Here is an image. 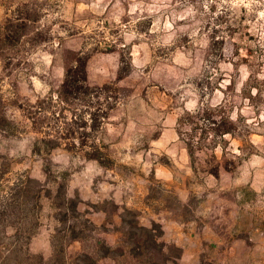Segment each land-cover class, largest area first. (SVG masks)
I'll return each instance as SVG.
<instances>
[{
	"label": "clouds",
	"instance_id": "clouds-1",
	"mask_svg": "<svg viewBox=\"0 0 264 264\" xmlns=\"http://www.w3.org/2000/svg\"><path fill=\"white\" fill-rule=\"evenodd\" d=\"M0 33V264H264V0H0Z\"/></svg>",
	"mask_w": 264,
	"mask_h": 264
},
{
	"label": "rangeland",
	"instance_id": "rangeland-1",
	"mask_svg": "<svg viewBox=\"0 0 264 264\" xmlns=\"http://www.w3.org/2000/svg\"><path fill=\"white\" fill-rule=\"evenodd\" d=\"M30 31V29H29ZM37 41H33V44L35 45ZM5 47H6V43H2L0 41V56H3L4 54V50H5ZM23 46L21 45V48ZM7 51L9 52H13L14 54H19V51L20 49L19 48H8ZM73 53L69 52V51H65L64 53V58H65V61L66 62H71V59L73 58ZM19 66V65H17ZM126 83H131V82H126ZM138 87V86H137ZM82 122L84 121H76L74 124L77 125V131L79 130V126L80 124H82ZM84 135L86 134H81V136L83 137ZM97 179H102V177H98ZM146 190V189H145ZM153 193L154 195L156 194V190L153 189ZM31 196L30 193H26L25 194V199H29ZM165 200H168L169 202V205L171 206V211H172V214L177 217V218H180L182 216L186 217L188 215V212L184 209H181L179 207L178 204H176L175 206H172L173 205V201L175 200V197L174 196H168V197H164ZM82 213H72V219H73V223L75 222L77 224V227H79L80 229H83L84 228V223H85V220L86 219H82ZM17 218L20 219L21 218V212L20 211H17ZM94 219L98 222V223H101V225H103L104 223V214L101 213L99 216H95ZM108 224L109 225H112V224H119L120 223V216L119 215H112L111 213V210L109 212V215H108ZM95 228V225L91 227V229ZM91 229H84L85 232H84V236L81 238L79 244L82 245V247L86 250H89V251H92L94 250L95 248V242L90 239V236H91ZM70 236V232H62L60 233V235L56 238V246L57 248L60 247V245L63 243V241L65 239H68ZM76 251V248L74 247V252Z\"/></svg>",
	"mask_w": 264,
	"mask_h": 264
},
{
	"label": "trees",
	"instance_id": "trees-1",
	"mask_svg": "<svg viewBox=\"0 0 264 264\" xmlns=\"http://www.w3.org/2000/svg\"><path fill=\"white\" fill-rule=\"evenodd\" d=\"M0 37H2V33H0ZM0 41L2 43H5V41H3L2 38H0ZM75 122L76 121H74V123ZM83 124H86V122H82V124H80V126H82ZM94 128H95V125H94ZM73 209H74V206H73ZM74 213H76V212H73V214ZM76 214H78V213H76ZM92 226H94V224L91 223L90 220H87L86 219L85 220V223H84V228L83 229H80L81 231H80L79 235L81 236V238L84 236L85 230L86 229H89V228L91 229ZM76 228H77V224L75 222L72 223V225H71V232H75V229ZM28 231H30V229L25 228V233H27ZM146 260H147V264H163V261L160 259L159 250H157L156 252H153V253L149 254L148 257L146 258ZM22 264H39V259L37 258V259H34V260H26V261L22 262Z\"/></svg>",
	"mask_w": 264,
	"mask_h": 264
}]
</instances>
